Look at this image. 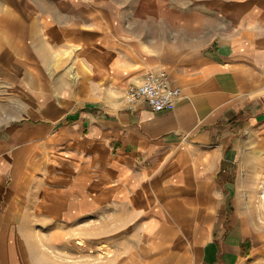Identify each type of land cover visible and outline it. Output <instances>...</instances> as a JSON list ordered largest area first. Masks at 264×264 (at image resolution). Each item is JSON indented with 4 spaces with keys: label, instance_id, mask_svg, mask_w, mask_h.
Here are the masks:
<instances>
[{
    "label": "crops",
    "instance_id": "1",
    "mask_svg": "<svg viewBox=\"0 0 264 264\" xmlns=\"http://www.w3.org/2000/svg\"><path fill=\"white\" fill-rule=\"evenodd\" d=\"M72 1L0 0L1 76L16 67L11 48L28 46L32 31L75 29L74 19L63 18L76 7ZM213 3L164 15L184 19L186 26L166 17L155 22L146 16L151 9L137 12L129 27L147 32L143 44L151 55L133 85L165 71L182 91L175 109L86 104L54 127L62 129L72 156L46 183L67 202H107V185L114 183L110 192L118 206L155 222L153 234L139 239L141 254L161 258L145 264H182L188 246L198 247L193 264H245L252 254L254 230L240 202H264V0ZM79 11L82 23L90 24V9ZM167 31H190L192 37L169 42ZM99 63V74L106 73ZM12 133L0 134V202H30L27 179L8 180L15 174L7 161ZM42 200L40 193L33 202ZM13 206L0 215V264H34L12 225L18 221Z\"/></svg>",
    "mask_w": 264,
    "mask_h": 264
},
{
    "label": "rangeland",
    "instance_id": "2",
    "mask_svg": "<svg viewBox=\"0 0 264 264\" xmlns=\"http://www.w3.org/2000/svg\"><path fill=\"white\" fill-rule=\"evenodd\" d=\"M72 2L76 7L68 10L70 13L63 18L67 23L74 19V30L32 31L34 36L28 46L11 48L15 51L13 65L16 67L11 71L4 69L3 76L0 73V134L14 132L11 158L7 161L15 174L9 175L8 180L9 183L16 179L23 182L26 178L30 201L0 202V215L6 213L10 203L14 205L12 214L18 216V221L12 225L26 244L34 264L153 263L161 256L144 258L143 243L139 239L144 234H153L155 222L143 212H132L130 206H118L113 191L110 192L114 183L107 185L111 189L103 197L107 202H67L61 193L53 192L47 184L51 181L46 183L45 178L66 166L67 158L72 156L62 129L54 127L68 114L83 111L86 104H124L125 92L133 85L136 71L144 69L143 63L151 57L150 49L143 44L147 32L129 29L131 23H137V12L148 13L152 9L155 15L146 16L154 17L155 22L166 17L167 22H181L186 26V20L164 15L170 11L188 12L201 5L216 7V3L213 0ZM86 7L90 9V24L82 23L83 14L79 11ZM62 11L60 8L59 14ZM141 21L139 18L138 22ZM161 33L157 32L155 37ZM165 34L171 38L169 42L176 43L192 37L190 31ZM170 49L178 47L170 46ZM99 61L104 62L106 73L97 71ZM118 68L122 71L118 72ZM146 77L147 74L141 82ZM26 128L31 131L25 133ZM42 178L45 183L40 185ZM40 193L42 202H33ZM96 193L92 195L96 197ZM240 203L241 209L250 216L254 230L252 254L245 264H264V202ZM78 238L85 239L87 247L77 246ZM166 246L170 253L173 243ZM101 251L107 254L102 255ZM197 253L198 247L188 246L182 264L196 263Z\"/></svg>",
    "mask_w": 264,
    "mask_h": 264
},
{
    "label": "built area",
    "instance_id": "3",
    "mask_svg": "<svg viewBox=\"0 0 264 264\" xmlns=\"http://www.w3.org/2000/svg\"><path fill=\"white\" fill-rule=\"evenodd\" d=\"M181 96V89L171 84L166 72H150L141 84L126 90L124 104L129 110L144 105L152 112H163L175 109Z\"/></svg>",
    "mask_w": 264,
    "mask_h": 264
},
{
    "label": "bare ground",
    "instance_id": "4",
    "mask_svg": "<svg viewBox=\"0 0 264 264\" xmlns=\"http://www.w3.org/2000/svg\"><path fill=\"white\" fill-rule=\"evenodd\" d=\"M160 72H164V71H160ZM157 73H159V72H157ZM78 239H79V241L77 242V246H79V247H87V243H86L85 239H83V238H78ZM103 248L104 247H102V250H103ZM101 253H102V255L103 254H107V252H104V251H101Z\"/></svg>",
    "mask_w": 264,
    "mask_h": 264
},
{
    "label": "trees",
    "instance_id": "5",
    "mask_svg": "<svg viewBox=\"0 0 264 264\" xmlns=\"http://www.w3.org/2000/svg\"><path fill=\"white\" fill-rule=\"evenodd\" d=\"M68 121H70L69 119H67V120H65L64 122H62V124H64V123H67Z\"/></svg>",
    "mask_w": 264,
    "mask_h": 264
}]
</instances>
